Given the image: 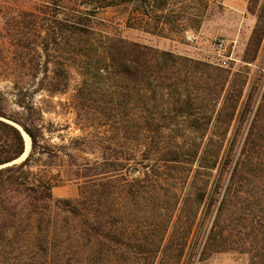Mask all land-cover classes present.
Returning <instances> with one entry per match:
<instances>
[{"label":"trees","instance_id":"obj_1","mask_svg":"<svg viewBox=\"0 0 264 264\" xmlns=\"http://www.w3.org/2000/svg\"><path fill=\"white\" fill-rule=\"evenodd\" d=\"M17 2L0 3V82L15 97L0 91V264H205L226 252L264 264V92L255 104L248 69L112 36L95 27L87 1L66 18L57 0L36 13ZM248 9L257 16L250 64L264 0ZM71 68L82 78L71 101L77 125L93 132L57 146L33 97L66 93ZM242 122L247 129L232 127ZM17 125L31 151L4 167L26 151ZM69 150L99 157L67 161ZM61 158L83 180L77 199L53 195L65 180L48 172Z\"/></svg>","mask_w":264,"mask_h":264},{"label":"rangeland","instance_id":"obj_2","mask_svg":"<svg viewBox=\"0 0 264 264\" xmlns=\"http://www.w3.org/2000/svg\"><path fill=\"white\" fill-rule=\"evenodd\" d=\"M54 1L56 0H18L17 4L27 13H36V10L44 12L47 3ZM57 1L64 7L59 10L60 18L72 17V9L81 1H87L91 4H86L83 8L95 12L93 18L95 27L112 36L189 57L213 68L235 72L247 68L254 83L251 84L248 93L253 94L255 104L261 99L264 92V37L256 60L250 64L244 62L257 23V16L248 9L250 0H133L125 3H122L123 0H110L119 5L105 8L98 4L104 0ZM163 2L167 4L164 8H159ZM9 3L8 5H12V1ZM26 31L35 33L34 27H29ZM220 39L228 41V55L231 57L228 68L219 66L215 55V46ZM253 53L254 51H251L249 57H252ZM81 81L77 69L71 68V82L66 93L53 97L47 94H34L33 101L43 109L45 125L52 131L53 145L73 146L74 140L91 137L93 131H83L77 125L76 114L71 106L72 97ZM37 84L38 81L33 83L31 90L36 91ZM0 91L9 93L10 103L14 104L15 97L10 94L13 91L10 82H0ZM16 108V105H13V109ZM235 126L248 128L243 122L232 125ZM5 143V136L0 135V150ZM26 151L29 155L31 147ZM69 152L71 157H66L65 160H76L78 163L84 162L83 159L95 161L99 157L97 152L86 151L83 154H77L74 150ZM26 157L27 154L16 163L4 167L20 164ZM61 161L62 158L55 159V166L48 172L49 175H60L61 179L65 180L53 190V195L56 199H77L83 180H75L72 173L68 174L67 168L60 167ZM205 264H250V258L226 252L210 256Z\"/></svg>","mask_w":264,"mask_h":264},{"label":"built area","instance_id":"obj_3","mask_svg":"<svg viewBox=\"0 0 264 264\" xmlns=\"http://www.w3.org/2000/svg\"><path fill=\"white\" fill-rule=\"evenodd\" d=\"M215 55L218 65L223 68H228L231 57L228 55V41L224 39L218 40L215 46Z\"/></svg>","mask_w":264,"mask_h":264},{"label":"bare ground","instance_id":"obj_4","mask_svg":"<svg viewBox=\"0 0 264 264\" xmlns=\"http://www.w3.org/2000/svg\"><path fill=\"white\" fill-rule=\"evenodd\" d=\"M24 137H25V141H26V149L28 150L31 147V141H30L29 137L25 133H24ZM23 157H25V155H23Z\"/></svg>","mask_w":264,"mask_h":264},{"label":"water","instance_id":"obj_5","mask_svg":"<svg viewBox=\"0 0 264 264\" xmlns=\"http://www.w3.org/2000/svg\"><path fill=\"white\" fill-rule=\"evenodd\" d=\"M137 1H138V0H137ZM17 126H18V125H17ZM18 128L22 131V133H25V134L28 136V134H27V133H26V132H25L20 126H18ZM28 137H29V136H28ZM29 138H30V137H29ZM25 154H27V156H28L27 151H25L24 155H25ZM22 157H23V156H22ZM22 157H21V158H22ZM21 158H20V159H21ZM26 158H27V157H26ZM20 159H19V160H20ZM17 161H18V160H17ZM17 161H15L14 163H16ZM14 163H13V164H14Z\"/></svg>","mask_w":264,"mask_h":264}]
</instances>
